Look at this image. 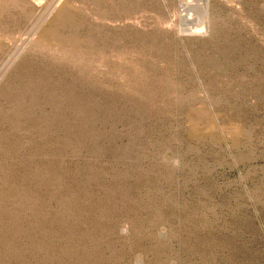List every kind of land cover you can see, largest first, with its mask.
I'll use <instances>...</instances> for the list:
<instances>
[{"label":"rangeland","instance_id":"obj_1","mask_svg":"<svg viewBox=\"0 0 264 264\" xmlns=\"http://www.w3.org/2000/svg\"><path fill=\"white\" fill-rule=\"evenodd\" d=\"M0 264H264V0H0Z\"/></svg>","mask_w":264,"mask_h":264},{"label":"bare ground","instance_id":"obj_2","mask_svg":"<svg viewBox=\"0 0 264 264\" xmlns=\"http://www.w3.org/2000/svg\"><path fill=\"white\" fill-rule=\"evenodd\" d=\"M182 5H183V4H182ZM184 5H185V4H184ZM184 5H183V6H184ZM183 8H184V7H183ZM188 9H189V8H188ZM183 14H185V13L183 12ZM188 15H189V14H188ZM186 19H187V18H186ZM187 24H188V23H187Z\"/></svg>","mask_w":264,"mask_h":264}]
</instances>
